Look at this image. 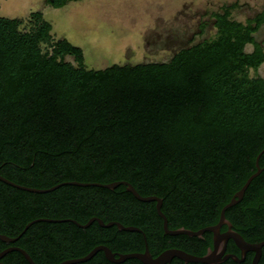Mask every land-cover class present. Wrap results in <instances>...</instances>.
Returning <instances> with one entry per match:
<instances>
[{
	"label": "trees",
	"instance_id": "trees-1",
	"mask_svg": "<svg viewBox=\"0 0 264 264\" xmlns=\"http://www.w3.org/2000/svg\"><path fill=\"white\" fill-rule=\"evenodd\" d=\"M46 1L60 7L70 0ZM238 6L235 0L212 9L213 34L167 59L97 68L85 64L81 46L54 34L41 10L0 15V175L38 188L126 180L141 195L162 199L170 228L198 229L217 222L222 205L257 169L259 154V173L225 217L246 240L264 239V76L249 72L264 63V38L256 36L264 9L241 20L233 16ZM208 24L202 20L198 33ZM92 214L140 227L153 255L170 246L201 255L212 243L208 230L165 233L155 201L138 199L122 183H62L37 192L0 179L1 233L16 235L39 216L84 222ZM15 242L38 264H56L99 243L116 252L145 246L140 231L70 220L35 221ZM229 249L238 251L233 242ZM252 254L218 264H251ZM1 261L31 264L19 250ZM73 264L145 263L114 262L98 250ZM171 264L205 263L176 257Z\"/></svg>",
	"mask_w": 264,
	"mask_h": 264
},
{
	"label": "rangeland",
	"instance_id": "rangeland-1",
	"mask_svg": "<svg viewBox=\"0 0 264 264\" xmlns=\"http://www.w3.org/2000/svg\"><path fill=\"white\" fill-rule=\"evenodd\" d=\"M235 0H70L53 7L46 0H0V15L27 16L41 10L56 36L82 47L88 67L112 62L167 59L178 47L214 32L208 13ZM235 18L264 9V0H236ZM209 24L198 33L199 23ZM264 38V25L256 33ZM70 58V57H69ZM250 74L264 76V63Z\"/></svg>",
	"mask_w": 264,
	"mask_h": 264
},
{
	"label": "water",
	"instance_id": "water-1",
	"mask_svg": "<svg viewBox=\"0 0 264 264\" xmlns=\"http://www.w3.org/2000/svg\"><path fill=\"white\" fill-rule=\"evenodd\" d=\"M259 155V154H258ZM256 157V166L257 169L251 173L244 183L236 190L234 193L231 195L230 199L224 203L219 211V217L217 222L209 225H205L203 227H200L198 229H190L186 228L183 226H179L176 228H169L167 225V218L166 215L161 211V203L162 199L156 195H141L134 187L133 185L126 181V180H116V181H111L107 183H99V182H87V181H78V180H70V181H63L57 184H54L50 187L47 188H38V187H32V186H26L22 185L19 183H16L12 180H9L5 178L4 176L0 175V179L3 180L4 182L11 184L13 186L25 189V190H30V191H37V192H45L48 190H51L58 185L62 183H72V184H79V185H101L109 188H113L114 186L122 183L126 186V189L130 192L133 193L135 197H137L140 200L148 201V200H154L155 201V207L158 212V214L162 217V225L165 233L169 234H178V233H185L187 235H201L204 231L208 230L212 233V247L208 248V251L205 252L204 254L198 255L194 254L191 252H188L182 248L178 247H170L162 250L160 253H158L156 256H153L151 252L148 249V246L145 242L144 250L142 251H130V252H113L107 245L105 244H99L93 247L86 255L78 257V258H71L67 259L64 261H61L57 264H67V263H72V262H77V261H83L89 258L95 251L97 250H102L104 252V255L106 256L107 259L114 261V262H119L122 261L126 258L129 257H136L139 260H141L145 264H169L168 262L173 256H177L183 261L187 262H201V263H213V262H218L222 260L223 258L230 256L233 260L240 261L243 259L246 251H252V258H251V264H258V260L261 255V247L264 244V239L260 241H248L246 240L238 231L234 230L232 228L231 222L225 217V210L230 207L231 205L235 204L238 202L245 191V188L249 184L250 180L259 173L260 167L258 166L257 158ZM96 218V217H95ZM99 222L100 225H110L112 223H115L119 229H125V230H141L138 226L135 225H124L119 221H108V222H103L101 218H96ZM88 223V222H87ZM85 223L84 225H86ZM222 224H225L227 227L225 230L221 231L220 226ZM28 225V224H27ZM25 225V227L27 226ZM0 238L1 239H13L7 237L5 234L0 233ZM228 238H231L235 245L239 248L240 250V255L236 254H228L225 255L223 258L220 257V254L225 248V244ZM23 255L27 258V260L31 264H37L33 261L31 256L22 248H18ZM1 255V253H0ZM0 264H5L0 261Z\"/></svg>",
	"mask_w": 264,
	"mask_h": 264
},
{
	"label": "flooded vegetation",
	"instance_id": "flooded-vegetation-1",
	"mask_svg": "<svg viewBox=\"0 0 264 264\" xmlns=\"http://www.w3.org/2000/svg\"><path fill=\"white\" fill-rule=\"evenodd\" d=\"M100 218L99 216H97V215H95V214H92V215H90L89 217H88V219L86 220V221H84V222H81V221H79V220H77L76 218H73V217H63V218H53V217H46V216H39V217H35V218H33V219H31V220H29L25 225H27L26 227L24 226V228L18 233V234H16V235H8V234H5V233H2V234H5L7 237H9V238H13V239H1V240H3L4 241V245H3V247L0 249V253H1V255H0V261H1V258L6 254V253H8V252H10V251H13V250H19L18 248H22V249H24L23 247H21L19 244H17L15 241L22 235V233L27 229V227L29 226V225H31L33 222H35V221H39V220H45V221H58V220H70V221H72V222H74L75 224H77L78 226H81V227H86V226H88L89 224H91L93 221H97L98 222V220L96 219V218ZM167 218V217H166ZM103 220V219H102ZM108 221H118V220H113V219H110V220H107V221H104L103 220V222H108ZM88 222V223H87ZM120 222V221H119ZM85 223H87L86 225H84ZM99 223V222H98ZM122 223V222H121ZM123 224V223H122ZM110 225H116L115 223H112V224H110ZM110 225H107V226H110ZM124 225H129V224H124ZM130 225H133V224H130ZM168 225V224H167ZM223 225H225V224H222L221 226H220V230L221 231H223V230H225L226 229V225H225V227L224 228H222V226ZM103 226H105V225H103ZM117 226V225H116ZM136 226V225H135ZM169 227V226H168ZM140 228V227H139ZM170 228V227H169ZM141 229V228H140ZM164 230V229H163ZM137 231H140V232H142L143 233V237H144V240H145V242H146V237H145V233L143 232V230L141 229V230H137ZM1 233V232H0ZM234 243V241L231 239V238H228L227 239V241H226V244H225V248H224V250L222 251V253L220 254V257L221 258H223L225 255H228V254H230V253H232V254H236V255H240V250H239V248L237 247V249H238V251H235V250H232V249H229V244L230 243ZM99 244H102V243H99ZM99 244H96V245H99ZM146 244H147V242H146ZM235 244V243H234ZM96 245H94L93 247H95ZM93 247H91L86 253H84V254H82V255H77V256H70V257H65V258H63V259H61L60 261H58L57 263H59V262H61V261H64V260H67V259H71V258H78V257H81V256H84V255H86ZM171 247V246H170ZM170 247H166V248H170ZM209 247H212V243L209 245V246H207L206 247V249H205V251H204V253L205 252H207L208 251V248ZM166 248H164V249H166ZM164 249H162V250H164ZM25 250V249H24ZM161 250V251H162ZM20 251V250H19ZM26 251V250H25ZM98 251V250H97ZM97 251H95L90 257H92ZM113 251V250H112ZM160 251V252H161ZM27 252V251H26ZM113 252H116V251H113ZM159 252V253H160ZM28 253V252H27ZM203 253V254H204ZM247 253H248V251H246V253H245V255H244V257H243V259L246 257V255H247ZM29 254V253H28ZM152 254V253H151ZM158 254V253H157ZM157 254H155V255H153V256H156ZM30 255V254H29ZM31 256V255H30ZM89 257V258H90ZM177 256H173L171 259H170V261L168 262L169 264H171V262L172 261H174L175 260V258H176ZM32 258V257H31ZM89 258H87V259H89ZM177 258H179V257H177ZM33 259V258H32ZM86 259V260H87ZM180 259V258H179ZM228 259H232L230 256H227V257H225V258H223L222 260H220V261H218V262H213V263H205V264H218V263H222V262H224V261H226V260H228ZM242 259V260H243ZM242 260H240V261H242ZM34 261V260H33ZM83 261H85V260H83ZM2 262V261H1ZM35 262V261H34ZM77 262H81V261H77ZM77 262H72V263H67V264H73V263H77ZM36 263V262H35ZM56 263V264H57ZM184 263H185V261H184ZM38 264V263H37Z\"/></svg>",
	"mask_w": 264,
	"mask_h": 264
}]
</instances>
